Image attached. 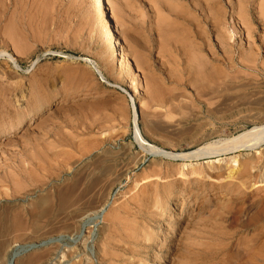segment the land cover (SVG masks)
Segmentation results:
<instances>
[{"label":"rangeland","instance_id":"obj_1","mask_svg":"<svg viewBox=\"0 0 264 264\" xmlns=\"http://www.w3.org/2000/svg\"><path fill=\"white\" fill-rule=\"evenodd\" d=\"M99 2L0 0V264H264V0Z\"/></svg>","mask_w":264,"mask_h":264},{"label":"bare ground","instance_id":"obj_2","mask_svg":"<svg viewBox=\"0 0 264 264\" xmlns=\"http://www.w3.org/2000/svg\"><path fill=\"white\" fill-rule=\"evenodd\" d=\"M100 2H102L103 3V0H99ZM99 2V3H100ZM101 3V4H102ZM246 3H248V2H246ZM251 3V2H250ZM104 5V3L102 4V6ZM246 5V4H245ZM244 6V5H243ZM246 7V6H245ZM259 7V6H258ZM237 8V7H236ZM1 9V8H0ZM204 9V8H203ZM183 11V10H182ZM226 12V11H225ZM245 12H243V14H244ZM247 13V12H246ZM213 14V13H212ZM217 14V13H216ZM220 14H222L221 12H220ZM242 14V15H243ZM250 14V13H249ZM260 14H262V16L264 17V3L262 4V7H261V13ZM209 15V14H208ZM219 15V14H218ZM1 16V15H0ZM99 16V15H98ZM190 16V15H189ZM214 16V15H213ZM217 16V15H216ZM215 16V17H216ZM208 18V17H207ZM100 19L104 22V23H102V24H105L104 26L102 25V30H101V36L103 35V37H105L106 39H108L109 40V47H110V53H111V57H113L114 59H116L117 61H119V62H123L124 61V57H122V55L120 54V44H119V41H118V38H117V36H116V34H115V32H114V28L112 27V24L110 23V19H109V17H108V15H107V13H106V9H101V11H100ZM250 19V18H249ZM186 21V20H185ZM244 21V20H243ZM248 21V20H247ZM215 22V21H214ZM247 23V22H246ZM219 24V23H218ZM183 25H185V24H183ZM188 25H190V24H188ZM217 25V24H216ZM250 25H248V27H249ZM182 27V26H181ZM184 27V26H183ZM186 27V26H185ZM184 27V28H185ZM187 28V27H186ZM189 31V30H188ZM248 32V31H247ZM251 32V31H250ZM185 33V32H184ZM186 33H187V31H186ZM190 34V33H189ZM251 34V33H250ZM187 38H188V36H186ZM190 37V36H189ZM193 37V36H192ZM248 37V36H247ZM185 38V37H184ZM186 38V39H187ZM107 40V41H108ZM188 40V39H187ZM195 40V39H194ZM182 44H183V42H181ZM225 43V42H224ZM186 46V45H185ZM188 46V45H187ZM190 47V46H189ZM191 47H192V45H191ZM185 48H187V47H185ZM190 50V49H189ZM198 50V49H197ZM191 51V50H190ZM230 51V50H229ZM187 52V51H186ZM185 53V52H184ZM188 53V52H187ZM190 53V52H189ZM186 54V53H185ZM64 55V57L65 58H70L71 57V55L70 54H63ZM198 55V54H197ZM211 55V54H210ZM9 56V58L13 61V62H15L16 63V61L14 60V58L11 56V55H8ZM191 56V55H190ZM242 56V55H241ZM127 57V56H126ZM189 58V57H188ZM228 58V57H227ZM217 59H218V57H217ZM216 59V60H217ZM220 59V58H219ZM224 59V58H223ZM85 60H87L88 61V58L87 59H85ZM125 60H126V58H125ZM181 60H183V59H181ZM255 60V59H254ZM90 62H91V60H89ZM127 61H128V59H127ZM130 61V60H129ZM219 61V60H218ZM221 61H222V59H221ZM220 61V62H221ZM231 61V60H230ZM232 61H234V59L232 58ZM126 62V61H125ZM206 62V61H205ZM226 62V61H225ZM249 62H252V57H249V59H246V60H244V59H241V61H240V66L241 67H244V68H247V69H249L250 68V65H249ZM183 63V62H182ZM185 63V62H184ZM188 63V62H187ZM224 63V62H223ZM222 63V64H223ZM236 63V62H235ZM120 64V63H119ZM217 64V63H216ZM216 64H214V65H216ZM227 64V63H226ZM232 64H234V63H232ZM235 65V64H234ZM222 68H223V66H221ZM225 67V66H224ZM215 68V67H214ZM232 68V67H231ZM233 69V68H232ZM219 70H220V68H219ZM99 71V70H98ZM187 71H188V69H187ZM207 71V70H206ZM215 71V70H214ZM205 72V71H204ZM218 71H216V73H217ZM235 72V71H234ZM216 73H215V75H216ZM219 73V72H218ZM222 73V72H221ZM223 73H225V72H223ZM220 74V73H219ZM214 76V75H213ZM205 79V78H204ZM203 79V80H204ZM208 79H211V78H208ZM225 79V78H224ZM232 79V78H231ZM230 79V80H231ZM209 81V83H210V80H208ZM215 83H216V81H214ZM224 83V82H223ZM228 84V83H227ZM216 85V84H215ZM226 85V84H225ZM135 94H133V95H131V97H132V101H134L135 102V99H136V97H137V94H138V90L135 88ZM134 110H135V112H137L136 111V109L134 108ZM21 122L19 121V123H18V125L20 124ZM263 128L261 129V128H258L257 127V130H259V129H261V130H259L258 131V133H260V137H258V138H256V139H254V140H252V142L251 143H249L248 145H246V146H249L250 148L251 147H253V146H255L256 144H259V142L263 139V137H261V135H263L264 134V126H262ZM256 129H250V130H246V131H244L243 133H241L240 135H238V136H236V137H234L233 138V140H238V139H240V138H242V137H246V136H250V137H252L253 135H255V134H257L256 133V131H255ZM255 133V134H254ZM135 134H136V138L139 140V139H141V138H139L140 137V133H139V128H138V125L137 124H135ZM252 135V136H251ZM264 140V139H263ZM235 148V147H234ZM152 152H154V153H157V154H162V155H164V157L165 158H172V159H179V158H187V159H192V158H194V157H199V156H201V155H204V154H212V153H215V154H218L217 152H214V151H211V149L208 147V146H203V147H199L198 149H196V150H194V151H192V152H186V153H168V152H164V151H162V150H158L157 148H149ZM150 151V152H151ZM236 159V158H235ZM201 165H199V168H195V167H192L191 168V173H194V174H196L197 176H199L200 174H201V172H200V170H201ZM215 167L214 166H209L208 167V170H212V169H214ZM209 172H211V171H209ZM209 172H208V177L209 176H212V175H210L209 174ZM206 178V177H205ZM73 188V187H72ZM103 208V207H102ZM100 210H102V209H100ZM95 213H96V210L94 211ZM98 212V211H97ZM13 234V233H12ZM29 239V238H28ZM19 242V243H18ZM21 242H25V239L24 240H22V239H12V240H10L9 241V243L6 245V247L4 248V252H6L10 247H12V245L13 246H18L19 244H21ZM15 243V244H14ZM20 250H15L14 252H13V254L10 256V258H9V260H8V262L6 263V264H10V262H11V258L14 256H16V253L17 252H19Z\"/></svg>","mask_w":264,"mask_h":264}]
</instances>
